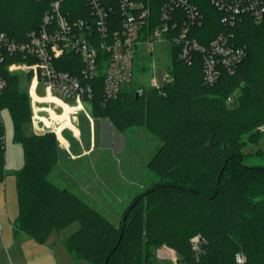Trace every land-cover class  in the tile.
<instances>
[{
  "label": "trees",
  "instance_id": "16d2710c",
  "mask_svg": "<svg viewBox=\"0 0 264 264\" xmlns=\"http://www.w3.org/2000/svg\"><path fill=\"white\" fill-rule=\"evenodd\" d=\"M62 2L70 17L87 11L86 0ZM194 2L204 14L202 26L193 32L201 44L226 34L245 49L233 71L219 67L218 80L208 85L202 54L194 52L185 63L173 49L169 80L162 86L132 90L133 77L116 99L103 104L102 73L94 82L95 117L119 131L145 128L161 141L148 163L157 181L132 202L119 226L50 180L62 147L51 132L24 133L31 121L29 98L20 91L19 78L7 75L0 106L11 113L14 140L24 154L23 166L15 171V233L44 244L54 231L79 222L65 243L75 260L92 264H157L154 249L176 254L168 264H264V165L244 162L249 158L245 148L259 143L264 125V25L249 14L224 23L229 16L209 0ZM49 5L45 0H0V32L25 39L39 27ZM61 69L80 75L82 63L68 54ZM5 150L3 124L0 183L7 175ZM237 254L243 263L237 262Z\"/></svg>",
  "mask_w": 264,
  "mask_h": 264
},
{
  "label": "built area",
  "instance_id": "2783aa9c",
  "mask_svg": "<svg viewBox=\"0 0 264 264\" xmlns=\"http://www.w3.org/2000/svg\"><path fill=\"white\" fill-rule=\"evenodd\" d=\"M45 1L50 5L39 27L25 39L15 40L0 32V97L7 87V75L20 81L24 74L34 133L51 132L62 147L65 131L80 138L76 131L81 113L93 122L85 104L92 108L97 76H104L103 104L116 99L134 77L140 49L153 54L156 47L167 46L171 58L177 49V58L185 63L194 52H200L208 85L218 80L219 67L233 71L246 56L245 49L234 45L226 34L208 45L193 36L204 20L195 0H86V13L74 18L63 13L62 0ZM209 1L229 16L222 19L224 23L249 14L264 25V0ZM68 54L80 59V75L61 69ZM3 124L0 106V127ZM259 130L264 133V125ZM236 260L243 263L244 257L237 254Z\"/></svg>",
  "mask_w": 264,
  "mask_h": 264
},
{
  "label": "rangeland",
  "instance_id": "374dc122",
  "mask_svg": "<svg viewBox=\"0 0 264 264\" xmlns=\"http://www.w3.org/2000/svg\"><path fill=\"white\" fill-rule=\"evenodd\" d=\"M166 49H168L167 46L165 49L156 47L153 54H149L145 49L139 50L140 57L134 62L132 90H148L154 86H162L169 80L172 60ZM21 76L20 91L27 93L28 83L24 78L25 75L21 73ZM85 107L93 122L86 114L81 113L79 115L80 140H77L69 131H65L64 137L70 142L73 152L88 151L95 145L96 153L92 157L80 159L77 164H72L71 159H67L64 164L57 165L49 178L57 186L75 192L113 224L119 226L124 218V212L132 202L146 193L152 183L157 181L154 174L150 172L148 163L161 146V141L145 128L133 127L119 131L106 119L95 117L90 105L86 103ZM2 116L7 175L0 183V201H9L10 206L13 201L16 206L18 194L15 171L23 166L24 154L21 144L14 140L11 113L4 109ZM23 129L26 135L34 134L31 123L25 125ZM260 149L264 151V133L259 143H249L245 148L249 156L244 161L246 165H264V155H257ZM79 228L80 223L74 222L52 234L51 242L58 240V248L64 249L68 255L67 261H63L62 264H92L83 260L75 261L64 245H60L62 242L60 239L68 238ZM153 252L157 264L176 261V254L167 249H154ZM2 261L0 260V264H3Z\"/></svg>",
  "mask_w": 264,
  "mask_h": 264
},
{
  "label": "crops",
  "instance_id": "0c3cea01",
  "mask_svg": "<svg viewBox=\"0 0 264 264\" xmlns=\"http://www.w3.org/2000/svg\"><path fill=\"white\" fill-rule=\"evenodd\" d=\"M78 134L81 138L79 127ZM80 138H77V140H80ZM60 141L65 147L61 148L59 154V166L69 158L71 159L70 163L77 164L80 159L92 157L96 153L95 145H91L92 148L88 151L77 150L73 152L67 139L61 138ZM18 215V202L15 206L12 201L10 206L9 201H0V260H3V264L4 262L5 264H8V262L10 264H62L63 261H67L68 255L64 252V249L58 248V240L51 242L53 233L44 244L37 243L23 232L15 233L13 225ZM66 239H60L62 241L60 245L63 244L66 251L74 259L66 246Z\"/></svg>",
  "mask_w": 264,
  "mask_h": 264
},
{
  "label": "water",
  "instance_id": "95a60500",
  "mask_svg": "<svg viewBox=\"0 0 264 264\" xmlns=\"http://www.w3.org/2000/svg\"><path fill=\"white\" fill-rule=\"evenodd\" d=\"M37 134H38V135H42V134H43V132H37Z\"/></svg>",
  "mask_w": 264,
  "mask_h": 264
}]
</instances>
